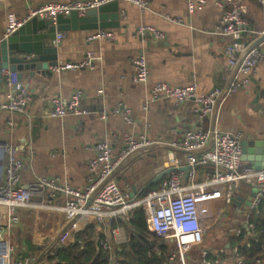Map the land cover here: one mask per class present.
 <instances>
[{
	"label": "crops",
	"instance_id": "crops-1",
	"mask_svg": "<svg viewBox=\"0 0 264 264\" xmlns=\"http://www.w3.org/2000/svg\"><path fill=\"white\" fill-rule=\"evenodd\" d=\"M71 1L77 0L0 2V39L10 16L20 19L30 9ZM147 1L149 7L144 12L133 5L119 2V26L110 29L114 34L112 41L87 42V36L94 31L60 32L64 37L57 48V65L79 63L86 52L91 51L96 57L93 70L55 73L51 69L52 75L49 78L36 74L29 78L27 73L22 72L20 83L27 87L32 96V101L25 110L26 115L0 112V141L11 143L17 148V158L23 164L19 173L22 186L38 177L55 178L74 188H83L88 162L95 157L94 146L100 141H107L113 149V157H116L125 134L134 138L146 135L149 141L163 144L153 145L142 154L125 159L115 170L114 180L117 186L129 197L158 183L151 184L155 176L169 164L170 153L174 154L177 167L184 164L179 163L181 153L174 152L166 144L180 139L189 129L215 126L226 133L241 132L242 141L254 142L252 146L245 148L247 152H251L247 153L248 157L259 160L264 157V101L261 100L264 96V63L257 66L244 90L223 102L212 120L199 122L193 102L177 104L171 99L148 102L150 87L155 82H164L172 87L195 84L199 93H207L220 85L226 64L224 50L230 39L217 34L221 10L212 2L189 14L185 0ZM233 3L245 8L246 18L252 28L260 27L262 13L252 0H233ZM166 16L181 18L183 25L167 22ZM139 26L155 28L164 34V39L156 40L152 36L141 39L135 36L134 32ZM256 35L250 34L241 40L246 49L256 39ZM256 48L264 52V44H259ZM141 54L149 73L144 85L133 81L132 61ZM7 74L16 81L15 74L3 72L0 103L8 92L5 85ZM76 91L82 94L80 109L86 115H68L62 119L49 117L51 99L59 97L68 100ZM119 104L129 111L132 121L130 125L125 124L121 116L112 115ZM102 111L109 115L105 123L99 120ZM197 169L194 179L196 183L201 181L204 171ZM255 193L254 189L241 185L234 199L236 202L217 201L207 205L205 213L213 215L208 219L211 226L220 221L215 215L225 207H230L231 222L226 236L229 237L236 230L245 231L242 228L244 216L250 213L249 221L253 222L252 219L258 215L260 203L252 207ZM37 202L34 198L31 207L18 213L20 224L11 233L16 251L24 256L35 250H45V246L53 240L71 242L72 234L79 231L84 223L82 220L69 223L65 221L56 209L61 204L60 198L46 202L44 208L36 206ZM259 220L261 219L258 217L256 221ZM226 221L221 222L220 227ZM103 226L105 227L100 232L109 242L113 258L117 259L120 246L127 240L126 230L119 226L120 228L114 227L111 231L107 223ZM114 229L117 231L113 233ZM227 245L225 240L218 249L208 251L214 253L222 247L227 249ZM29 248L32 250L29 251ZM225 264H233V261Z\"/></svg>",
	"mask_w": 264,
	"mask_h": 264
},
{
	"label": "built area",
	"instance_id": "built-area-1",
	"mask_svg": "<svg viewBox=\"0 0 264 264\" xmlns=\"http://www.w3.org/2000/svg\"><path fill=\"white\" fill-rule=\"evenodd\" d=\"M185 1L189 14L201 10L208 2H212L221 10L217 34L230 39L224 50L226 64L223 69V81L207 93H199L195 84L172 87L164 82H155L150 87L148 102L165 99H171L177 104L193 102L197 119L202 122L212 120L228 97L249 85L257 66L264 63V52L256 47L247 50L242 44L241 40L250 35L251 30L243 6L233 3V0ZM256 1L264 12V0ZM111 2L128 3L141 12L147 11L149 7L147 0H77L61 4H45L30 9L24 18L15 19L10 16L3 37L9 36L34 17L55 22L58 15L68 16L71 12H76L82 16L88 10ZM165 19L171 24L183 25L181 18L166 16ZM134 35L141 39L146 36H152L156 40L164 39V34L151 26H139ZM262 35H264V17L263 28L256 35V39ZM63 37L62 33H56L53 44L59 43ZM113 39L114 34L111 30L100 29L89 34L86 41ZM95 59L94 54L88 51L79 63L57 65L52 68V72L93 70ZM132 65L133 81L140 85L146 84L149 73L144 56L141 54L134 58ZM5 85L8 92L0 103V112L26 115L25 110L32 101L27 87L15 81L10 74L6 75ZM101 94L102 91L99 92V95ZM81 98V92L76 91L68 100L59 97L51 99L49 117L62 119L68 115H86L87 113L80 109ZM112 115L121 116L127 125L132 123L129 111L124 110L121 104ZM108 118L106 111H102L99 115V120L103 123L107 122ZM242 140L241 132L226 133L215 126L189 129L180 139L166 144L174 152L181 153L179 163H184L188 171L177 169L169 173L155 188L140 197L138 193L129 197L127 193L122 192L114 180V172L125 159L140 155L153 145H163L149 141L146 135L134 138L130 134H125L122 147L116 157H113V149L107 141L98 142L94 146L95 157L88 162L85 185L80 189L55 178L38 177L28 185L22 186L19 173L23 164L17 158V148L11 143L0 141V264H46L55 255V249L52 248L51 251L39 249L23 257L17 256L19 253L12 243L11 233L20 224L18 213L31 207L34 198L38 201L36 206L41 208L45 207L46 202L60 198L61 204L56 206V209L67 223L94 219L98 226L119 220L127 224L134 211L141 209L148 230L162 239L169 248L168 264H225L227 261L240 264L241 258L236 247L230 251L222 247L214 253L203 251L198 262H187L185 255L193 246L203 241L205 230L202 222L204 218L213 217L205 213L207 205L217 201H232L236 198L241 185L256 190L252 207L259 204L264 197V169L256 171L241 161ZM168 160L169 163H174L176 168L184 167L176 166L177 161L172 153L169 154ZM198 167H206V169L203 171L201 181L196 183L194 179ZM222 214L223 212H220L215 216L220 218ZM249 216L250 213L247 214V220L242 228H245L247 236L253 235L254 240L260 239V249L264 255V236L260 238V235L254 233L255 228L249 221ZM116 228L120 227L116 226ZM117 229H114L113 233ZM239 233L240 230H236L235 235ZM63 241L58 239L52 242L56 247L62 245ZM99 246L110 256L109 264H122L113 258L112 248L106 239L100 240ZM170 246L173 251L170 250ZM208 255L213 258L212 261L207 260ZM219 255L224 256V259L219 260Z\"/></svg>",
	"mask_w": 264,
	"mask_h": 264
},
{
	"label": "trees",
	"instance_id": "trees-1",
	"mask_svg": "<svg viewBox=\"0 0 264 264\" xmlns=\"http://www.w3.org/2000/svg\"><path fill=\"white\" fill-rule=\"evenodd\" d=\"M262 13L260 27H251L250 34L256 35L263 28L264 12L256 0H252ZM251 26V25H250ZM202 171L206 167H198L197 170ZM166 177V176H165ZM163 177L162 180L165 178ZM159 183V182H158ZM152 185L149 188H144L138 193V196H143L145 193L155 188L157 185ZM257 217L252 219L256 234L260 238L264 236V199L260 202L257 211ZM259 217V221L256 219ZM109 229L116 226L124 227L127 234L126 243L120 246V255L117 259L122 264H168L169 250L164 241L158 238L155 234L148 230L146 218L143 210L137 209L134 211L130 221L125 224L122 221L107 223ZM105 226H98L94 219H90L82 224L79 231L72 234V241L64 240L62 245L54 246L49 242L45 246L46 251L55 249V255L50 258L51 264H109L110 256L104 252L99 246V241L105 239V236L100 232ZM29 241V240H28ZM230 251L236 247L240 264H264V255L260 249V239H255L253 235H246V232L241 229L239 235L233 233L226 238ZM31 247V246H30ZM55 247V248H54ZM32 248H29L31 251ZM28 252V250H27ZM23 257V253H21ZM116 258V257H115ZM122 258V259H120ZM210 255L207 260L212 261ZM219 260L224 259V256L219 255Z\"/></svg>",
	"mask_w": 264,
	"mask_h": 264
},
{
	"label": "water",
	"instance_id": "water-1",
	"mask_svg": "<svg viewBox=\"0 0 264 264\" xmlns=\"http://www.w3.org/2000/svg\"><path fill=\"white\" fill-rule=\"evenodd\" d=\"M118 2H111L96 9L86 11L82 16L71 12L68 16L58 15L55 22L40 20L36 17L28 20L24 25L15 30L7 37L0 39V82L3 80V72L9 71L15 74L16 81L21 82L22 72L27 73L29 78L34 74L49 78L51 69L57 66V48L59 43L53 44L56 33L75 30L96 31L100 29L110 30L119 26ZM264 42V35L259 36L249 46V49ZM259 98V95H257ZM264 101V96L261 99ZM264 105V102H263ZM254 142L241 141V161L247 163L254 170L264 169V157L262 159L249 158L245 149ZM187 172L188 167L178 168ZM177 170L174 163H169L164 170L160 171L151 184L159 182L169 173ZM134 192V189L132 190ZM253 197V195H252ZM233 202L236 200L233 199ZM250 205V204H249ZM227 248L229 245L226 246Z\"/></svg>",
	"mask_w": 264,
	"mask_h": 264
},
{
	"label": "rangeland",
	"instance_id": "rangeland-1",
	"mask_svg": "<svg viewBox=\"0 0 264 264\" xmlns=\"http://www.w3.org/2000/svg\"><path fill=\"white\" fill-rule=\"evenodd\" d=\"M222 212L223 214L220 215V221H218L214 226H211L208 219L203 220L202 225L205 230L203 233V241L201 242V244L193 246L190 249L189 253L185 255L187 262H198L201 259V253L203 251H208L212 249L216 250L222 246V244L227 238L226 233L230 229L229 224L231 222L230 221L231 208L225 207L224 210H222ZM202 217H204V214L202 215ZM244 217L245 220H247V216ZM242 219L240 221H242ZM225 220L227 221L224 223L222 227H220V223L221 222L223 223ZM170 250L173 251V248L171 246H170ZM17 256H21V253L17 254ZM46 264H51V263L48 262Z\"/></svg>",
	"mask_w": 264,
	"mask_h": 264
},
{
	"label": "bare ground",
	"instance_id": "bare-ground-1",
	"mask_svg": "<svg viewBox=\"0 0 264 264\" xmlns=\"http://www.w3.org/2000/svg\"><path fill=\"white\" fill-rule=\"evenodd\" d=\"M241 151H242V147H241ZM242 155V154H241ZM245 165H247V164H245ZM255 192H256V190H255ZM255 196H256V193H255V195H254V198H255ZM264 199V197L261 199V201L260 202H262V200ZM259 202V203H260ZM256 206H258V204L256 205ZM245 229V228H244Z\"/></svg>",
	"mask_w": 264,
	"mask_h": 264
}]
</instances>
